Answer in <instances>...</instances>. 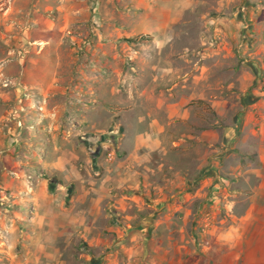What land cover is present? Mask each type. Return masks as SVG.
Wrapping results in <instances>:
<instances>
[{"label":"rangeland","instance_id":"rangeland-1","mask_svg":"<svg viewBox=\"0 0 264 264\" xmlns=\"http://www.w3.org/2000/svg\"><path fill=\"white\" fill-rule=\"evenodd\" d=\"M181 1L153 32L134 0H0V264H263L264 223L236 241L231 218L254 207L264 219V0ZM136 114L157 122L172 163L186 168L203 145L213 190L176 186L155 231H107L96 209L89 232L65 178L101 179L120 158V119L132 115L131 140ZM87 125L88 164L75 152ZM50 132L77 171L60 151L42 169Z\"/></svg>","mask_w":264,"mask_h":264},{"label":"crops","instance_id":"crops-1","mask_svg":"<svg viewBox=\"0 0 264 264\" xmlns=\"http://www.w3.org/2000/svg\"><path fill=\"white\" fill-rule=\"evenodd\" d=\"M134 2V6H146L145 8H147V14L150 16V25L153 32L169 26L168 23H164L165 18L170 19L175 14L176 8H181L183 4L181 0H134ZM254 31L256 32L255 36H258V34L264 35V18L260 17L256 19ZM262 38L263 36L259 39L256 37L257 40H261ZM131 116H125L120 119L125 127L124 134H122L117 145L118 150L121 152L120 158L113 160V165L107 167L106 173L103 174L101 179L94 178L89 172L86 176L83 173H77L73 175L74 177L65 178L66 181L74 183L75 190L72 191L73 197L77 200L82 198V202L79 205L80 217L82 218V221L80 219V224H82L83 229H87L89 232L95 228L94 224L97 218L94 216L96 209L99 210V213H103L105 220L104 229L107 231H121L125 227L155 231L161 224L159 216L168 210V208H164L165 206L168 207V204L161 201H172L175 197L174 189L176 186L182 184L184 190L182 197L191 192L190 188L191 186H195L194 184H200L201 188L209 186V189H212L211 180L213 179L206 176L208 171L207 166H209L207 164L208 153L203 145L197 144V146H194L196 148L193 150H195L197 157L191 160L189 165L184 168L182 164L172 163L169 160V156L172 154L171 149L168 147L159 149L153 143L151 133L158 124L155 121H151L148 124L141 114H136L134 136L131 140L127 137L126 141L125 136L128 133V129L132 128V124L126 120ZM140 127H145V129L140 130ZM94 130L95 127L93 125H87L85 132L89 136L83 142V147L76 148V153L81 152L85 156L87 155V146L93 142ZM50 134V140L48 138V142H46L48 145L45 152L46 158L41 162L42 169L44 171L49 170L50 163L56 155L55 153L60 151V157H58L62 166L65 162L71 169L77 171V159H73V156L69 155V152H66L67 150L62 152L60 144L57 143L56 134L51 132ZM105 143L101 145L103 147L107 146V140ZM155 153L159 156L158 160H155L156 157L153 158ZM89 162L90 159L87 157L84 163L88 164ZM216 163L217 161L211 167L215 168V171H218L220 166H217ZM199 168L202 169H200L201 171L198 176L194 177V179L192 177L188 178L191 172L193 173ZM220 170H223L222 167ZM229 170L231 171V175L239 174L237 167L230 168ZM226 171L228 170L224 172ZM97 180L99 185H97L98 190H95L94 186ZM214 180L215 182L218 181L215 176ZM58 186L63 187L60 182H58ZM213 186L216 189V186ZM220 186L223 187L222 185ZM96 203H103V207L101 205L99 207L97 205L96 207ZM254 210V207H250L240 219L235 216L231 218V224L235 225L232 227V233L236 241H239L236 237L239 235L240 229L248 228L254 223H264V219L260 221L258 217L253 216L255 214ZM54 259L58 260L59 258L55 255Z\"/></svg>","mask_w":264,"mask_h":264},{"label":"built area","instance_id":"built-area-1","mask_svg":"<svg viewBox=\"0 0 264 264\" xmlns=\"http://www.w3.org/2000/svg\"><path fill=\"white\" fill-rule=\"evenodd\" d=\"M72 119H71V116H68V121H71Z\"/></svg>","mask_w":264,"mask_h":264}]
</instances>
